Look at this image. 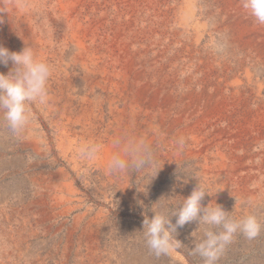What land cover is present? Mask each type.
Returning a JSON list of instances; mask_svg holds the SVG:
<instances>
[{"label":"rangeland","instance_id":"rangeland-1","mask_svg":"<svg viewBox=\"0 0 264 264\" xmlns=\"http://www.w3.org/2000/svg\"><path fill=\"white\" fill-rule=\"evenodd\" d=\"M16 2L27 18L37 41L38 56L48 63L53 71L48 81L49 102L43 106L31 105L32 119L22 133L14 135L0 116V264H203L202 258L192 253L194 243L203 235L202 231L197 229L196 221L177 229L174 235L178 239V244L170 255L156 257L152 254L142 232L144 216L153 215L151 207L155 202L160 199L159 205L153 207L171 208L172 205H178L183 201V197L191 194L198 182L213 194L206 195L202 205L206 206L212 202V206H215L217 203L229 212L232 218L253 214L261 225H264L263 191L259 190L258 197L250 198L245 202L239 200L233 193L222 199L219 196L221 191L219 184L212 181L213 178L206 179L202 175L201 163L194 158L169 162V165L163 167L162 171L160 169L153 179L148 172L128 173L124 190L121 189L123 184L120 175L102 176L95 163L91 164L89 169L88 161L87 164L81 162L78 169H73V164L68 156L65 157L59 144L58 131L50 121L53 114L51 97L56 94L57 89L56 75L62 62L74 56L68 41L73 16L68 17L69 11L61 10L56 0H16ZM190 2L193 3L196 18L200 19V32L203 34L194 57H192L193 53L189 54L187 50L178 47L179 44L171 40L172 32L168 31L175 26L180 30H187V33L181 32L177 39L187 41L191 38L194 32L192 27L182 25L180 19L185 5L184 0H160L159 16H154L158 6L154 7L155 10L154 8L142 10V14L147 13V17L145 16L147 21L142 25L145 24L149 29L140 28L141 24L137 26L135 17L129 16L131 12L123 9L122 0H83L81 9L86 13L84 14L86 18L87 15L101 20L106 17L105 23L94 24L96 35L91 36V41L92 46L103 48L101 54L107 49L104 53L111 69L117 71L120 66L116 65L119 51L112 46L114 39L111 27L116 24L118 28L125 29L124 33L128 37L135 39L132 48L143 54L144 61L152 59V64L144 65L152 69L148 71H155L163 66L164 73L175 75L178 80V82L175 79L172 81L173 91L181 93L186 90L182 80L191 74L192 60L207 56L216 59L226 57L233 64L236 58H247L245 49L235 50L230 45L227 30L223 28L225 12L230 10L227 5L224 6L221 0H190ZM123 10L129 12L126 13L128 15L125 19L119 15ZM0 15L4 16V35L8 37L9 50L20 51L21 49L13 42V30L9 28L16 19L12 17L10 22L5 10H0ZM164 18L168 19L165 34H163ZM142 67L136 66L135 70ZM10 68L11 63L9 66L0 65V72L7 74ZM57 97L60 95L58 94ZM62 101L59 100V104ZM178 106L179 104L174 103L171 114L165 118L166 122L175 115ZM105 107L104 100L100 110L102 115L104 114L101 129L105 128L112 119L111 116L107 117ZM119 107H124L126 119L130 118V107L122 104ZM135 127L130 129L128 133L130 136L135 132ZM177 130L178 128L166 130L164 126L163 139L173 136ZM35 140L39 142L37 149ZM151 147L154 152L161 149L163 153H167L169 150V146H165L164 142L162 144L156 140ZM100 150L98 149L96 155L98 160L103 159ZM258 162L259 157L255 160V163ZM157 167L159 168L158 160ZM250 174L264 179V173L259 169ZM64 182L69 184L68 187ZM242 183L240 175L232 183V189L242 188ZM248 188L258 189V182L249 183ZM216 196L218 198L213 201V197ZM172 222L175 223V217H172ZM59 256L62 258L60 259ZM217 264H264V227L259 235L251 240L237 233L232 243L225 248Z\"/></svg>","mask_w":264,"mask_h":264},{"label":"bare ground","instance_id":"bare-ground-1","mask_svg":"<svg viewBox=\"0 0 264 264\" xmlns=\"http://www.w3.org/2000/svg\"><path fill=\"white\" fill-rule=\"evenodd\" d=\"M56 1L61 10L69 11L68 17L73 16L68 41L74 56L62 62L56 75L57 89L56 94L51 97L53 114L50 121L58 131L56 132L59 136V144L65 157L68 156L73 164V169H78L81 162L87 164L79 154L81 145L95 144L101 149L103 159L95 158L88 161L87 168L95 163L102 176L120 175L123 184L121 189L124 190L128 173H113L107 167L113 153L120 150L115 141L120 140L122 147L129 138L144 140L151 146L156 140L169 146L167 153H163L161 149L155 151L161 171L163 167L169 165V162L194 158L201 163L202 175L206 179L213 178L212 181L219 184L221 190L219 196L222 199L233 193L239 200L245 202L250 198L258 197L259 190L264 192L261 189L264 188V179L250 174L257 169L264 173V25L256 23L254 18L246 13L241 0H221L224 6L230 8L225 12L222 25L224 30H227L230 45L235 50L245 49L247 58H236L233 64L226 57L216 59L207 56L192 60L193 69L191 74L182 80L186 90L181 93L173 91L172 81L177 80L176 76L164 73L163 66L155 71H148L152 69L144 65L152 64V59L144 61L143 54L132 48L135 39L128 37L124 33L125 29L118 28L116 24L111 27L114 39L112 46L119 51L116 65L120 66L117 71L111 69L104 53L107 49L101 54L103 48L92 46L91 41V36L96 35L94 24L105 23L106 17L101 20L87 15L86 18L84 16L86 13L81 9L83 0ZM159 2L160 0H122L123 9L131 12L129 16L135 17L137 26L147 21L145 18L147 13L142 14V10L158 6L154 16L160 15ZM184 2L180 19L182 25L192 27L194 32L191 38L187 41L177 39L181 32L187 33V30H180L175 26L168 31L172 32L171 40L179 44L178 47L180 46L181 49L190 52L189 54L193 53L192 57H194V53L198 51L197 46L203 38L200 32L201 22L196 18L193 3L190 0ZM0 10H5L10 22L12 17L16 19L9 27L13 30L15 46L21 50L25 46H30L36 57L41 60L38 56L37 41L16 0H0ZM124 10L119 15L125 19L128 11ZM3 17L0 15V45L9 49L8 37L4 35ZM166 26L168 19L164 18L163 34L167 30ZM140 28L149 29L145 24ZM185 29L189 28L185 27ZM136 66L143 67L135 70ZM58 94L60 97H57ZM59 100H63L61 104ZM104 100L107 117L111 116L112 119L105 123V128L101 129L104 114L102 115L100 110ZM174 103L179 106L175 115L166 122L165 118L171 114ZM120 104L130 107V118L126 119L125 108L119 107ZM164 126L166 130L167 128H178V130L173 136L163 139ZM132 127L136 130L130 136L128 133ZM125 134L127 135L124 136ZM180 137L185 141L183 147H179L176 143ZM38 145L39 142L35 140L36 149L39 148ZM258 157L259 162L255 163ZM240 175L243 187L233 190L232 183ZM254 181L258 182L259 188H248L249 183ZM217 198L218 196L213 197V201Z\"/></svg>","mask_w":264,"mask_h":264},{"label":"clouds","instance_id":"clouds-1","mask_svg":"<svg viewBox=\"0 0 264 264\" xmlns=\"http://www.w3.org/2000/svg\"><path fill=\"white\" fill-rule=\"evenodd\" d=\"M242 7L255 22L264 25V0H241ZM11 68L7 74L0 72V116L6 127L14 134H20L32 119L31 105H47L49 102L48 81L52 67L36 57L30 46L20 51H10L0 45V65ZM120 150L113 153L107 167L113 173L148 172L152 179L160 168L150 144L144 140L129 138L123 143L115 141ZM183 147L185 141L180 137L176 141ZM98 147L92 143L81 145L79 154L82 160H95ZM147 185H145L146 188ZM140 186L138 185V191ZM147 191V188H146ZM145 192V191H143ZM213 195L199 182L190 195L171 208L153 207V215L144 216L142 232L149 251L156 257L170 255L177 247L178 239L174 234L185 224L196 221L197 229L203 233L202 238L194 243L192 253L202 258L203 264H217L225 248L232 243L237 233L251 240L257 237L264 225L253 214L241 218H232L229 212L215 203L202 205L205 196ZM166 199L168 197H165ZM175 217V223L172 222ZM216 229H219L217 231Z\"/></svg>","mask_w":264,"mask_h":264}]
</instances>
